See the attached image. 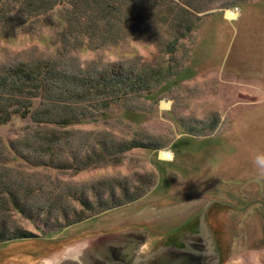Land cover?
Segmentation results:
<instances>
[{
  "label": "rangeland",
  "instance_id": "obj_1",
  "mask_svg": "<svg viewBox=\"0 0 264 264\" xmlns=\"http://www.w3.org/2000/svg\"><path fill=\"white\" fill-rule=\"evenodd\" d=\"M228 1L211 0L172 55L163 35L160 45L139 37L70 51L83 67L132 63L148 81L147 92L112 103L96 120L51 125L67 132L55 159L72 164L74 151L87 168L28 166L10 146L31 139L37 127L19 115L0 125V223L5 234L23 236L0 244V263L10 255L35 260L94 232L144 225L155 236L177 222L174 216L216 199L226 203L215 202L209 213L219 264H264V0L221 7ZM233 9L236 15L227 16ZM54 39L51 28L39 24L0 37V67L55 56ZM98 140L147 148L106 153ZM92 153L98 160L86 162ZM124 193L135 200L102 213L96 207L110 196L120 203ZM26 203L41 210L25 211Z\"/></svg>",
  "mask_w": 264,
  "mask_h": 264
},
{
  "label": "trees",
  "instance_id": "obj_2",
  "mask_svg": "<svg viewBox=\"0 0 264 264\" xmlns=\"http://www.w3.org/2000/svg\"><path fill=\"white\" fill-rule=\"evenodd\" d=\"M240 1L244 0H230L221 7L236 6ZM210 3L211 0H0V37L26 28L33 30V26L39 24L51 28L53 42L59 46L56 55L46 60L0 67V125L19 115L29 117L30 123L37 127L31 139L10 146L14 158L28 166L58 171L87 168L74 151L70 154L72 164L55 159L56 152H62L63 145L59 142L67 132L50 128L51 125L65 127L96 120L112 103L147 92L148 81L132 63L83 67L70 58V51L79 47L89 50L115 47L139 37L150 38L160 45L164 36L167 53L172 55L179 41L195 31L202 19L198 14L209 10ZM154 75L157 76L155 72L149 73V83L156 81ZM166 81L167 78L164 83ZM35 101L38 104L33 107ZM96 144L100 148L104 146L106 153L122 151L123 147L147 148L136 142L120 147L114 143L103 145L100 140ZM91 157L97 159V154H87L86 162H90ZM6 187L2 190L8 192ZM13 191L16 194L17 189ZM126 195L123 194L120 203L112 196L108 203L96 201V207L101 208L102 213L135 200ZM26 204L23 205L25 211L41 210V206L31 208ZM87 209L94 211L92 207ZM4 228L0 223V244L23 238L17 233L18 237L5 234Z\"/></svg>",
  "mask_w": 264,
  "mask_h": 264
},
{
  "label": "water",
  "instance_id": "obj_3",
  "mask_svg": "<svg viewBox=\"0 0 264 264\" xmlns=\"http://www.w3.org/2000/svg\"><path fill=\"white\" fill-rule=\"evenodd\" d=\"M215 202L226 205L211 199L155 236L144 225L94 232L63 241L35 260L31 255L26 257L30 260L19 259L16 254L18 259L10 255L0 264H219L220 252L209 223Z\"/></svg>",
  "mask_w": 264,
  "mask_h": 264
},
{
  "label": "bare ground",
  "instance_id": "obj_4",
  "mask_svg": "<svg viewBox=\"0 0 264 264\" xmlns=\"http://www.w3.org/2000/svg\"><path fill=\"white\" fill-rule=\"evenodd\" d=\"M226 13H227V16H229V17H230V16H231V17L233 16V17H234V16L236 15V14H235V13H236V10H226ZM161 154H164L163 151H161ZM169 156H170V155H169ZM81 162H82V161H81ZM124 204H125V203H124Z\"/></svg>",
  "mask_w": 264,
  "mask_h": 264
},
{
  "label": "flooded vegetation",
  "instance_id": "obj_5",
  "mask_svg": "<svg viewBox=\"0 0 264 264\" xmlns=\"http://www.w3.org/2000/svg\"><path fill=\"white\" fill-rule=\"evenodd\" d=\"M163 202H169V201H165V200H163ZM171 203H172V201H171ZM168 204V203H167ZM194 208H196V205L194 206ZM194 208H189L190 210H194ZM188 209V208H187ZM183 213H181V214H179V216H181ZM178 215L177 216H174L173 218H172V220L174 221V220H177V218L179 217ZM176 234V233H175ZM175 236V235H174ZM174 238V237H173ZM175 238H177V236L175 237ZM174 238V239H175Z\"/></svg>",
  "mask_w": 264,
  "mask_h": 264
},
{
  "label": "crops",
  "instance_id": "obj_6",
  "mask_svg": "<svg viewBox=\"0 0 264 264\" xmlns=\"http://www.w3.org/2000/svg\"><path fill=\"white\" fill-rule=\"evenodd\" d=\"M234 10V9H233Z\"/></svg>",
  "mask_w": 264,
  "mask_h": 264
}]
</instances>
